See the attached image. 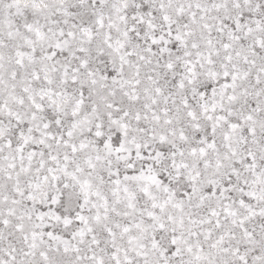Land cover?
I'll return each mask as SVG.
<instances>
[{
    "label": "snow or ice",
    "instance_id": "obj_1",
    "mask_svg": "<svg viewBox=\"0 0 264 264\" xmlns=\"http://www.w3.org/2000/svg\"><path fill=\"white\" fill-rule=\"evenodd\" d=\"M0 264H264V0H0Z\"/></svg>",
    "mask_w": 264,
    "mask_h": 264
}]
</instances>
